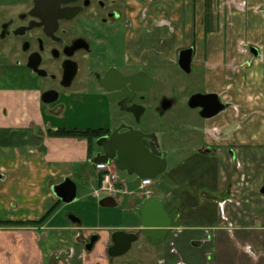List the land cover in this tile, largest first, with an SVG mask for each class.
Wrapping results in <instances>:
<instances>
[{
	"label": "crops",
	"instance_id": "obj_1",
	"mask_svg": "<svg viewBox=\"0 0 264 264\" xmlns=\"http://www.w3.org/2000/svg\"><path fill=\"white\" fill-rule=\"evenodd\" d=\"M131 3L139 15L132 39L140 63L160 65L158 59L165 57L176 64L180 49H193L191 73L195 69L204 81L203 91L195 94H217L226 106L209 119L190 107L203 119L202 137L191 131L185 141L195 145L196 169L193 156H175V137L161 133L169 153V171L158 182L163 189L148 188L155 180L141 188L134 185L135 176L131 184L125 180L131 193L114 198L124 213L137 217V224H101L106 215L95 212L118 207L100 204L109 196L96 197L93 188L100 202L79 201L88 189L79 190V181L99 186L102 173L93 162L98 149L83 137L59 134L72 128L59 123L69 108L44 103L40 82L25 70V87L0 86V264H120L109 257L112 236L140 226L135 211L149 197L160 200L180 223L155 245L161 249L158 264H264V0ZM159 11L181 21L167 18L155 24ZM161 24L170 26L171 40L179 37L177 46L156 43ZM151 25L158 28L152 33L155 43L147 38ZM67 178L78 186L71 203L53 191ZM63 204L76 208L65 217ZM94 236L99 238L88 250Z\"/></svg>",
	"mask_w": 264,
	"mask_h": 264
},
{
	"label": "flooded vegetation",
	"instance_id": "obj_2",
	"mask_svg": "<svg viewBox=\"0 0 264 264\" xmlns=\"http://www.w3.org/2000/svg\"><path fill=\"white\" fill-rule=\"evenodd\" d=\"M137 22L139 15L133 10L131 0H9L0 3V40L4 52L38 79L44 103V100L55 99L50 105L67 110L87 88L88 94H95L103 104V125L69 128L99 130L94 136L83 137L99 148L97 154L103 152L97 145L98 140L110 138L120 128H123L120 133L134 128L153 135V139L147 138L148 147L166 152L161 134L148 124H142L147 112L145 102L153 99L149 93L156 79L147 70L151 65L140 63L133 52L132 36L139 29ZM184 50L180 49L175 58L179 67ZM158 60L162 64L167 59ZM149 77L154 83L146 89ZM163 101L155 108L162 115L173 108L164 110ZM140 106L145 110L138 118L135 110ZM168 171L169 164L165 173ZM120 188L125 192L119 194L129 193L126 183H121ZM136 229L138 235L142 234L139 226Z\"/></svg>",
	"mask_w": 264,
	"mask_h": 264
},
{
	"label": "rangeland",
	"instance_id": "obj_3",
	"mask_svg": "<svg viewBox=\"0 0 264 264\" xmlns=\"http://www.w3.org/2000/svg\"><path fill=\"white\" fill-rule=\"evenodd\" d=\"M5 1L9 0H0V3ZM167 18H170L171 22L172 19L175 21H181L177 16H172L171 12H168L167 15L165 12L160 11L155 12L154 14L155 24L157 21L163 22L162 20H167ZM175 27H177V25H175ZM158 28L161 32V36L156 38V43H158V45L159 42L164 43L165 41L168 44L172 43V46H177V44L180 43L178 36H174L173 40L170 39L169 25L159 26ZM158 28H155V25H151L149 27L150 33H148L147 38H152L151 43H155L153 42V39L156 35L154 36L152 33L155 32V34H157ZM182 41L184 42V40ZM0 51V86L25 87V85H28L29 80L25 73L24 67L17 65L14 62V59L8 57L7 54H5L4 46L3 43H1V40ZM160 65H158V67L153 65L147 67V70L151 74L152 78L156 79V83L154 88L149 93V96H152L153 99L145 102V105L147 106V112L142 119V124H148L150 129L152 128L160 134L162 133V135H164L163 138H167V136L175 137L176 144L171 148L177 153L175 156H179L181 152V154H183L185 157L190 158L194 155L193 149L195 145L190 144L187 146L185 141L191 137L189 136L191 131L196 134L198 139L202 137L203 119L199 117L196 110H192L190 108L188 103L195 93L198 91H203V77L200 74L198 75L195 69H193L192 73H188L181 69L177 64L170 63L167 60L165 63ZM90 90L91 92H94L93 89ZM94 95L95 94L93 93L88 94L87 88L84 89L82 91V95L77 100H74L70 103L68 112L63 114L62 118L59 119V123L69 127L72 126L80 128H95L103 125L105 121V115L103 111L104 106L101 104L99 98ZM165 98L175 100V105L165 114H158L155 108ZM188 98L189 100L187 101ZM94 148L96 147L94 146ZM97 149L99 148L97 147ZM192 158L193 161L191 162V165L193 169L195 168V161L197 162L199 158L194 156ZM175 161L176 160H174L172 156L170 167L173 166L172 164ZM193 174H195V171H193ZM120 175V178H124L128 184L134 182V177L129 176L126 172H121ZM165 176L166 175H162L155 179V184L153 187L150 186L148 188H152L153 190L155 189L156 191L163 189L158 186V182H160ZM193 185L195 186V184ZM85 188H88L84 194L85 196L79 193L81 194L80 196H83L82 198H79L80 202L87 205L91 204L92 201L100 202L98 200H94L93 198V191L97 188L96 185H83V183L79 181V190H83ZM128 191L130 194V190ZM118 195L120 194H117V196ZM104 197H106V195H102L101 198ZM69 206L70 207H66V205L63 204L64 210L62 215L65 217L68 215V209L71 210L76 208L73 206V204ZM100 213L106 215V222L100 217ZM95 215L100 217L101 224L107 225L109 227L114 225H124V227L135 226L138 222L137 217L133 216L132 218L130 214L124 213L123 209L119 206L115 209L99 208V210L95 212ZM111 231L114 232L113 230ZM136 231L137 229H133L130 231V233H136ZM160 251L161 249L158 246L152 245L143 234H139V240L133 244L131 250L124 255L116 257V262L120 264H158Z\"/></svg>",
	"mask_w": 264,
	"mask_h": 264
},
{
	"label": "water",
	"instance_id": "obj_4",
	"mask_svg": "<svg viewBox=\"0 0 264 264\" xmlns=\"http://www.w3.org/2000/svg\"><path fill=\"white\" fill-rule=\"evenodd\" d=\"M253 52L257 53V49L253 48ZM193 49L184 50L179 60L180 67L188 73L192 70ZM149 86L152 87L154 80L149 77ZM45 103L51 104L55 101L44 100ZM174 100L165 99L162 107L164 110L172 108ZM189 106L193 109H201V116L205 119L215 117L223 112L226 108L217 94H195L191 97ZM145 108L143 106L136 107L137 117L140 118ZM123 128L113 132L110 138H101L97 145L103 148L93 159L94 164L109 163L114 161L116 167L122 172H128L130 176H135L134 185L140 187L145 179L155 180L165 173L168 165L167 153L157 149L151 150L147 138H154L153 135H146L141 130L130 128L128 132L120 133ZM160 146V145H159ZM161 147V146H160ZM53 191L57 198L64 203H71L77 198V184L67 178L61 184L55 185ZM264 192V189H263ZM103 207H116L118 202L113 196H109L101 200ZM139 218V230L153 245L163 243L169 233L180 227L177 219L171 216L165 205L155 197H149L136 209ZM74 222H80L75 216L70 217ZM98 236L91 239L87 249L91 250L98 240ZM113 246L109 248L110 257H118L129 252L135 242L139 240V235L135 232L128 233L125 231H117L112 236Z\"/></svg>",
	"mask_w": 264,
	"mask_h": 264
},
{
	"label": "built area",
	"instance_id": "obj_5",
	"mask_svg": "<svg viewBox=\"0 0 264 264\" xmlns=\"http://www.w3.org/2000/svg\"><path fill=\"white\" fill-rule=\"evenodd\" d=\"M96 169L102 173L99 186L95 189L94 195L96 197L114 196L119 193L125 192L120 188L121 183H125L120 178V174L115 171L117 169L113 160L109 163H98L95 164ZM153 183L152 179H145L142 181V187L150 186Z\"/></svg>",
	"mask_w": 264,
	"mask_h": 264
},
{
	"label": "trees",
	"instance_id": "obj_6",
	"mask_svg": "<svg viewBox=\"0 0 264 264\" xmlns=\"http://www.w3.org/2000/svg\"><path fill=\"white\" fill-rule=\"evenodd\" d=\"M99 130H95V129H86V130H79V129H61L59 131L60 135H73V136H77V137H91L96 135V133ZM45 219H43L41 221V223L44 221Z\"/></svg>",
	"mask_w": 264,
	"mask_h": 264
}]
</instances>
